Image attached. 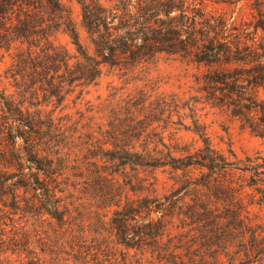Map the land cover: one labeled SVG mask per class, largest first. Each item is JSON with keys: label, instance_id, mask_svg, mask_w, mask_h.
<instances>
[{"label": "trees", "instance_id": "1", "mask_svg": "<svg viewBox=\"0 0 264 264\" xmlns=\"http://www.w3.org/2000/svg\"><path fill=\"white\" fill-rule=\"evenodd\" d=\"M74 1L91 53L62 0H0L18 91L0 92V264H264L263 156L230 160L198 119L199 146L166 141L160 123L180 99L154 89L60 115L104 76L144 78L158 56L179 55L206 68L205 91L238 90L235 115L264 141V0L239 22L216 8L230 0ZM158 171L172 194L158 196Z\"/></svg>", "mask_w": 264, "mask_h": 264}, {"label": "rangeland", "instance_id": "2", "mask_svg": "<svg viewBox=\"0 0 264 264\" xmlns=\"http://www.w3.org/2000/svg\"><path fill=\"white\" fill-rule=\"evenodd\" d=\"M62 3L71 11V18L79 43L91 53L89 39L81 26L79 5L74 0H62ZM216 8L226 13L230 21L239 22L241 18L249 19L248 0H230L228 3L216 6ZM53 41L56 46L67 50L71 56H77L76 48L67 34L58 33ZM15 46L9 52L0 51V92L6 95L14 94L18 98V91L14 87L15 82L9 75L5 74L12 63V56L16 52L17 45ZM204 73H206V68L202 65L187 62L179 55L162 54L157 57L153 65L148 67L147 77L125 80V78L118 79L117 76L106 75L102 78L99 86L90 89L89 94L84 97L83 101H77L74 105L72 104L74 96H71L65 103L67 104V110L60 112L62 109V106H60L57 108L56 114L58 112H60V115L70 113L73 116L72 120L76 121L78 116L74 113L77 109L85 112L88 107L85 104L87 101H90L89 105L95 107L99 102L105 100L121 101L128 95H135L140 89L147 92L154 89V96H157L160 100L168 101L173 96L180 99L179 115L174 113L170 120H166V123H160L166 141L190 144L193 147L199 146L197 136L190 132L193 128V120L198 119L200 124L205 126V131L212 146L225 155L230 156V152L240 159L255 155L264 157V141L251 134L243 118L235 115L236 107L233 103L237 99L238 90L235 88L234 91H224V96L222 94L214 95L210 90L205 91V86L198 83V78ZM152 82L155 87H152ZM113 94L115 95L111 96ZM94 114L95 109L92 113H85V116ZM83 122H85V119L82 120ZM4 146V142H0V151L4 150ZM230 160L234 159L230 156ZM0 172H3L1 165ZM156 175L158 178V196L172 194L173 190L170 188L172 182L167 180V174L158 171ZM172 199L174 198L172 197ZM80 219L83 220L82 224H84L85 230L90 232L88 235L94 236L92 233L95 228L94 219L86 214Z\"/></svg>", "mask_w": 264, "mask_h": 264}]
</instances>
